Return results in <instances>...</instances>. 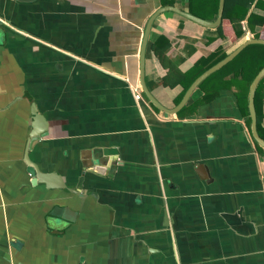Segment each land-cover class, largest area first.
<instances>
[{"label": "crops", "instance_id": "1", "mask_svg": "<svg viewBox=\"0 0 264 264\" xmlns=\"http://www.w3.org/2000/svg\"><path fill=\"white\" fill-rule=\"evenodd\" d=\"M173 1L187 9L188 0ZM161 6L0 0V264H264V148L243 85L229 81L195 104L199 85L177 114L140 91L142 38ZM221 25L169 11L156 18L145 78L166 107L188 88L156 83L167 69L153 40L167 34L188 71L217 48L229 54L257 38ZM31 100L49 123L31 160L79 193L32 182Z\"/></svg>", "mask_w": 264, "mask_h": 264}, {"label": "trees", "instance_id": "2", "mask_svg": "<svg viewBox=\"0 0 264 264\" xmlns=\"http://www.w3.org/2000/svg\"><path fill=\"white\" fill-rule=\"evenodd\" d=\"M163 4L173 5L175 1L163 0ZM218 6L219 0H188L186 11L201 18L212 20L217 16ZM169 12L176 15L182 21L188 20L186 17L176 12ZM223 19H228L230 21L238 38L243 37L247 29L255 33L257 38L263 37L264 0H225ZM245 21L246 24L244 23ZM221 26L222 25H219L218 28L222 31ZM220 37L224 38V34H220ZM172 47L173 41L167 34H160L151 44L152 51L167 69L166 76L164 78L161 77L156 83L159 85L164 83L174 86L181 84L184 87V91L201 73L228 55L223 47L217 48L210 54L199 58L191 69L183 71L181 69V64L184 62L185 57L180 55L172 56L170 54ZM194 51L195 49H193L192 52ZM262 67H264V44L254 43L248 45L233 60L210 75L200 84V87L205 90V94L202 99L196 101L195 104L210 100L217 93L220 86H224L230 81L235 85H243L247 107L249 86ZM230 73L232 76L226 81V77ZM219 76L220 79H218ZM214 79H216V81H214ZM151 105L155 107L153 104ZM255 106L257 111L258 131L264 138V77L257 86ZM187 107L188 106L182 108L179 113H182ZM250 124L251 119L249 118V127ZM255 144L260 150L263 149L256 141Z\"/></svg>", "mask_w": 264, "mask_h": 264}, {"label": "water", "instance_id": "3", "mask_svg": "<svg viewBox=\"0 0 264 264\" xmlns=\"http://www.w3.org/2000/svg\"><path fill=\"white\" fill-rule=\"evenodd\" d=\"M139 1H145V0H139ZM224 7H225V0H219V6H218V13L215 19L208 20L201 18L199 16H196L178 6L175 5H164L159 8H157L148 18L141 48H140V59H139V83H140V91L145 95V98L153 104L157 109L163 111L166 114H177L189 101L192 93L194 90L210 75L221 69L223 66H225L227 63H229L231 60H233L245 47H247L250 44L254 43H260L264 44V39H258L249 37L244 42H242L236 49H234L232 52H230L226 57L212 65L210 68L205 70L203 73H201L188 87L186 92L184 93L182 99L178 104H176L173 108L166 107L163 103H161L157 97L153 94V92L149 89L146 78H145V63H146V52L149 42V36L151 33V29L153 27V24L156 20V18L161 15L162 13L166 11H173L176 12L187 19L200 24L205 27L209 28H215L222 24L223 22V14H224ZM264 77V67L260 69V71L256 74L254 79L252 80L250 87H249V94H248V108L250 113V119H251V133L254 140L264 148V138L259 134L258 127H257V111L255 106V95L256 90L259 82ZM31 130H30V139L27 144V148L24 155V160L27 164V170L32 175L33 183L37 182H45L47 185L52 184L51 188H61L65 189L71 192H77L79 191L77 189L69 188L65 181L63 180L62 176L58 172H43L40 170L39 166L35 164L30 156L29 152L33 148L34 143L37 140H40L44 137H46L49 134V123L46 119V117L39 111L37 108L35 100H31ZM70 220V219H69Z\"/></svg>", "mask_w": 264, "mask_h": 264}]
</instances>
